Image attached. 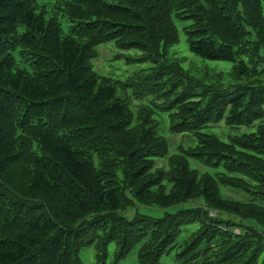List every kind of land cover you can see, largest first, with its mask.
I'll list each match as a JSON object with an SVG mask.
<instances>
[{"label":"trees","instance_id":"trees-1","mask_svg":"<svg viewBox=\"0 0 264 264\" xmlns=\"http://www.w3.org/2000/svg\"><path fill=\"white\" fill-rule=\"evenodd\" d=\"M174 19L230 70L168 58ZM110 41L154 64L123 94L93 71ZM161 120L193 143L170 150ZM219 123L255 130L203 131ZM110 243L115 262L264 264V0H0V264L100 261Z\"/></svg>","mask_w":264,"mask_h":264},{"label":"rangeland","instance_id":"rangeland-1","mask_svg":"<svg viewBox=\"0 0 264 264\" xmlns=\"http://www.w3.org/2000/svg\"><path fill=\"white\" fill-rule=\"evenodd\" d=\"M40 5L45 4L46 8H50L49 4L39 1ZM189 22L184 20L174 19V24L176 25L178 31V42L168 49V58H177L182 61V66L188 69L197 77H206L213 74L214 71H222L227 73L231 66V62L227 61H210L203 59L192 54L189 51L188 44L185 41V36L182 32V29ZM69 24L65 20H62V29L64 32L68 30ZM96 57L92 61L93 71L99 74L100 76L110 79L112 82L123 83L125 82L132 74H134L139 69H146L153 66L154 64L150 61L148 62H137L130 60L138 59L142 53L138 50H119L115 47L114 42L110 41L104 43L95 49ZM225 79V78H224ZM226 81L224 80V83ZM118 86V94H123L122 88ZM134 103H137V100H133ZM146 101V100H145ZM161 128L160 134L166 138L170 143V150L176 148L178 144L187 146L193 143L191 136L185 134L183 136H173L169 134L166 129V121H160ZM167 125V124H166ZM255 130V127L251 128L242 127L240 129H233L226 126L224 123L212 124L208 128L204 129V132L213 133L219 136L222 140H227L228 135L248 133ZM161 161L157 162V165H160ZM175 208L168 209V211H173ZM140 215L149 216L152 218H159L163 216L164 210L157 207H148L143 205H137L134 209H131L126 214L128 217H131L134 213ZM195 227H188V231L194 230ZM184 236V235H183ZM182 236V237H183ZM118 250V246L115 243H110L107 246L106 257L102 260L97 259V252L93 246L84 247L79 250V259L81 264H137L136 251L137 248L132 250L125 259L115 262V256ZM162 264H174L172 257L164 258Z\"/></svg>","mask_w":264,"mask_h":264},{"label":"clouds","instance_id":"clouds-1","mask_svg":"<svg viewBox=\"0 0 264 264\" xmlns=\"http://www.w3.org/2000/svg\"><path fill=\"white\" fill-rule=\"evenodd\" d=\"M214 215V213H212Z\"/></svg>","mask_w":264,"mask_h":264},{"label":"bare ground","instance_id":"bare-ground-1","mask_svg":"<svg viewBox=\"0 0 264 264\" xmlns=\"http://www.w3.org/2000/svg\"><path fill=\"white\" fill-rule=\"evenodd\" d=\"M80 107V106H79Z\"/></svg>","mask_w":264,"mask_h":264}]
</instances>
